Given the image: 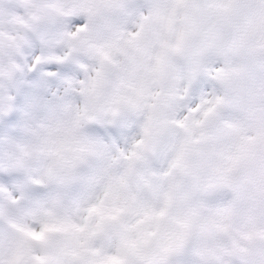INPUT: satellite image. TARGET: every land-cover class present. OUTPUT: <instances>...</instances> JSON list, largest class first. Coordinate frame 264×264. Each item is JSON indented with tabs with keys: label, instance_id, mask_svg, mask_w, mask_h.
Returning <instances> with one entry per match:
<instances>
[{
	"label": "snow or ice",
	"instance_id": "obj_1",
	"mask_svg": "<svg viewBox=\"0 0 264 264\" xmlns=\"http://www.w3.org/2000/svg\"><path fill=\"white\" fill-rule=\"evenodd\" d=\"M0 264H264V0H0Z\"/></svg>",
	"mask_w": 264,
	"mask_h": 264
}]
</instances>
